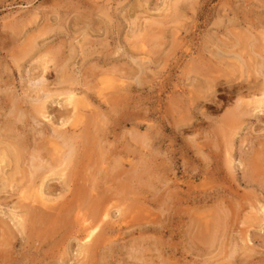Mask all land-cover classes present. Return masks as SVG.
Masks as SVG:
<instances>
[{
    "label": "rangeland",
    "instance_id": "obj_1",
    "mask_svg": "<svg viewBox=\"0 0 264 264\" xmlns=\"http://www.w3.org/2000/svg\"><path fill=\"white\" fill-rule=\"evenodd\" d=\"M220 49L239 53L246 66ZM263 65L264 0H0V264H264V113L259 120L237 110L238 102L254 109L260 92L249 86L264 84ZM62 75L74 83L62 88ZM43 87L52 96L46 117L31 98ZM71 88L78 111L61 93ZM22 112L26 125L16 120ZM69 115L81 118L67 124L68 136L79 134L74 145L89 126L105 127L79 172H111L110 215L88 245L94 229L84 227V214L94 204L86 191L76 198L52 179L59 187L45 196L59 199L52 205L67 200L69 213L36 231L22 206H37L42 182L31 186L23 163L15 174L4 152L27 136L50 158L61 156L69 148L53 129H65ZM14 213L26 215V226Z\"/></svg>",
    "mask_w": 264,
    "mask_h": 264
},
{
    "label": "bare ground",
    "instance_id": "obj_2",
    "mask_svg": "<svg viewBox=\"0 0 264 264\" xmlns=\"http://www.w3.org/2000/svg\"><path fill=\"white\" fill-rule=\"evenodd\" d=\"M32 50V49H31ZM233 51V50H232ZM85 52V51H84ZM74 53V52H73ZM218 55H220L221 57H226L225 55H228V56H231V57H234V58H236L237 60H240L241 61V66L243 67H245L246 65H242V63L243 64H246L245 62H244V59L242 58V56L239 54V53H236V52H229V53H226L225 51H223L222 49H220L219 50V52H218ZM59 58V57H58ZM44 60H45V58H44ZM55 60V59H54ZM62 60V59H61ZM64 60V59H63ZM62 60V61H63ZM74 60V59H73ZM133 60H134V58H133ZM140 60V59H139ZM236 61V60H235ZM45 62V61H44ZM46 62H50L49 61V59H48V61H46ZM135 62L136 63H138L139 64V66L141 67V66H143L144 65V63H143V61H138L137 60V58L135 59ZM146 62V61H145ZM220 62H221V60H220ZM73 63V62H72ZM237 63H239V62H237ZM47 64V63H46ZM225 64V63H224ZM234 64V63H233ZM261 64H263V63H261ZM51 65H52V63H51ZM54 65V64H53ZM258 65V64H257ZM234 66V65H233ZM240 66V65H239ZM264 66V65H263ZM261 67V66H260ZM47 68H49L48 66H47ZM142 68V67H141ZM247 68V67H246ZM243 69V68H242ZM47 70V69H46ZM52 70V69H51ZM96 70V69H95ZM247 70V69H246ZM259 70H263V72H264V69H263V67L261 68V69H258V71ZM64 72V71H63ZM261 73V72H260ZM138 74V73H137ZM263 75V74H262ZM78 76V75H77ZM62 77H63V75H62ZM73 77V76H72ZM71 77V78H72ZM208 77H209V75H208ZM57 78V77H56ZM71 78H69V77H63V79H61V81H60V83L62 84V88H63V84L64 83H70V84H73L74 83V80L73 79H71ZM42 80H45V75H43L42 76V78H41ZM60 79V78H59ZM209 79H210V77H209ZM257 79V78H256ZM35 80V79H34ZM41 80V81H42ZM76 81V80H75ZM139 81V80H138ZM209 81V80H208ZM211 81V80H210ZM42 82H44V81H42ZM213 82V81H212ZM141 83V82H140ZM75 84H76V82H75ZM83 84V83H82ZM43 85V84H42ZM66 85V84H65ZM67 86V88H68V85H66ZM43 89V93L41 94L40 93V89L38 88V90L39 91H37V93L36 94H33L32 96H31V98L33 99V102L35 103H39L38 104V106H36V111L37 112H39L40 114H42L44 117H46V109H48V106L46 105V103H47V101L48 100H46L49 96H51V94L49 93L50 91H49V89L47 90V89H45L44 87L42 88ZM238 89V88H237ZM237 89H232V91H229L231 94H233V93H238L239 94V92L240 91H238L237 92ZM257 90V91H259L260 92V95L259 96H254L255 98H254V100L252 101L253 102V104H254V109L251 111V109L249 110L247 107H245L242 103H240V102H238L237 103V110L239 111V113H241V115L242 116H247V115H250L251 116V114H253V112H256L257 113V115L256 116H258L257 118L259 119V120H261V119H263V117L261 116V114L262 113H264V84L261 86V85H259L258 83H256V82H253V83H251L250 84V86H249V90L251 91V90ZM63 90V89H62ZM61 90V93L63 92V93H65L66 94V97H65V102H66V106H70V107H72L74 110H77L78 108H79V101H78V99H77V97H76V92L71 88V89H66V90H63L62 91ZM254 90V91H255ZM34 92V91H33ZM54 91H52V93H53ZM60 92V91H59ZM90 92V91H89ZM253 92V91H252ZM256 92V91H255ZM59 94V93H58ZM57 94V95H58ZM83 94V93H82ZM86 95V94H85ZM56 96V95H55ZM240 96V95H239ZM52 97V96H51ZM89 97V96H88ZM87 97V98H88ZM1 98V97H0ZM125 98V97H124ZM64 100V99H63ZM81 100V99H80ZM82 101V100H81ZM80 101V102H81ZM239 101H240V99H239ZM86 102V101H85ZM242 102V101H241ZM81 103H83V102H81ZM80 103V104H81ZM122 103V102H121ZM251 103V102H250ZM14 104H15V102H14ZM83 105V104H82ZM33 106V105H32ZM65 106V107H66ZM95 106V105H94ZM116 106V105H115ZM248 106V105H247ZM16 107V106H15ZM16 110H17V108H15ZM66 109V108H65ZM73 109L71 110V111H69V108H67L66 110H65V112H64V114H66V115H68V113H72V111H73ZM96 109V108H95ZM18 110H20L21 111V108L20 109H18ZM17 110V111H18ZM35 110V109H34ZM59 110V109H58ZM12 111V110H11ZM26 111V110H25ZM49 111V110H48ZM47 111V112H48ZM78 111V110H77ZM60 112V110L58 111V113ZM15 113V112H14ZM35 113V112H34ZM58 113H56L57 114V116H58ZM74 113V112H73ZM76 113V112H75ZM96 113V112H95ZM99 113V112H98ZM102 113V112H101ZM232 113H235V115H238L237 114V112L234 110V112H232ZM231 113V114H232ZM261 113V114H260ZM26 113L25 112H22L21 113V115L19 116V119H16V120H18L19 122H22L24 125H26L25 123H26V121L24 120L25 119V117H27V119H28V114L27 115H25ZM60 114H62V112H60ZM59 114V115H60ZM81 114H83V113H81ZM15 115V114H14ZM37 115H38V113H37ZM63 115V114H62ZM98 115H100V114H98ZM103 115V114H102ZM234 115V116H235ZM240 115V116H241ZM17 116V115H16ZM91 116V115H90ZM89 116V117H90ZM239 116V115H238ZM74 118V116L72 115H69L68 116V118H66V120H64L61 124H62V126H65V129L63 128V130H61V129H59V128H55V129H53V136H55V138H58V140L59 139H61L62 140V142H63V146H65L66 147V149H67V147L69 148L68 149V151H64L63 153H62V155L61 156H58L57 154V157L56 158H50L47 154H44L43 152H42V150H41V145L40 144H37V142L39 141L36 137H33V138H29V137H25V138H18L17 136H16V138H17V141H13L12 143H10L8 146H7V148L5 149V151L4 152H7L8 154H10V156H11V159H13L14 160V162H15V165H16V167H15V174H17V173H20L21 172V168H20V165L23 163L24 165H25V170H26V176H27V178H28V180L30 181V184H31V186H34V187H36V185H37V180H39L40 182H42V183H40V185H39V187H38V191L35 189V191H37V192H35L36 194L33 196V199H32V201H34V202H37V206L36 205H34V206H32V205H26V206H22V208H28V210L26 211V213L28 212V215L31 217V218H34V221L36 220L38 223L37 224H39V226L37 227V226H32V228H35V230L36 231H38L36 228H38V229H40V228H43L44 229V227H42V225H44V226H52V224L53 225H57L56 223L57 222H59L62 218V215H67V213H69V206H68V204H67V200L65 201L64 199V201L62 200V201H60L59 203H54V205H52L51 203L52 202H58V200L59 199H57L56 201H53V199L52 198H50V197H46L45 196V194H46V188L48 187V189H52L53 191H55V190H57V188L59 187V185L57 184V183H55L54 184V186H52L51 185V180L52 179H54L55 181H60L61 182V187H62V191L63 192H67V194H68V192H72V193H74V195L73 196H76V198H77V195L79 194L80 196H81V192H85V193H87L88 194V196H89V198L91 199V202L94 204L92 207H91V209H90V214H84V215H88L85 219H84V227L85 228H92V229H94V230H92L89 234H86L87 236H85L83 233V235L85 236V239H86V241H85V243L87 244L88 242H89V240H90V238L92 237V235H93V231H95V230H97V226H101V224H105L106 223V218L108 217V214L110 213L109 211H111L110 210V208H109V203H111V199H109V198H107V194H106V192H107V189H106V184L107 183H109L110 181H109V176H110V170H109V168L110 167H108V168H103V170H101V169H99V167H98V169H97V167H93V165H91V167H93V168H90V166L88 167V169H89V174H88V170L86 169V167H85V171H84V175H86V176H89L88 178H86V179H79V172L80 171H83V169L84 168H81L82 166H83V162L87 159V157H88V153L87 152H89L88 151V149H89V145L92 143V141H94V140H97V135L99 134V135H101V131H102V129L104 130L105 129V127L103 128V126H102V128L100 127L101 125H100V123H98V122H96L95 123V125L93 126V128L91 129V126H89L87 129H84V133H83V135L81 136V138H82V144H81V142H80V145L79 146H77V144L76 143H78V142H76L75 143V145H74V142H75V139L74 138H76V136H78L77 134H72V135H76V136H68V133H69V130H67L68 129V127H67V124H68V122H73V123H71V124H69V126L70 125H73V126H75L77 123H80V117H78V118H80L79 120H76L75 119V121H71V118ZM59 118V117H58ZM86 118V117H85ZM97 117H95L94 119H96ZM101 118H102V116H101ZM61 119H63V118H61ZM29 120V119H28ZM27 120V121H28ZM53 120V119H52ZM89 120V119H88ZM96 120H98V119H96ZM38 121V120H37ZM82 121V120H81ZM87 121V120H86ZM99 121V120H98ZM100 121H101V119H100ZM99 121V122H100ZM92 122V121H91ZM90 122V123H91ZM12 123V122H11ZM86 123V122H85ZM98 123V124H97ZM103 123H104V121H103ZM14 124V123H13ZM81 124V123H80ZM91 124V125H92ZM101 124H102V122H101ZM15 125V128H13L15 131H18L19 132V134H21V133H24L25 132V130H23V128L24 127H22V126H20V125H18V123H15L14 124ZM78 125V124H77ZM84 125V124H83ZM87 125V124H86ZM142 125V124H141ZM14 127V126H13ZM32 127V126H31ZM45 127V126H44ZM60 127V126H59ZM62 128V127H61ZM71 129H72V127H70ZM77 129H78V127H77ZM104 132H106V131H104ZM32 133V132H31ZM18 134V135H19ZM104 135V134H103ZM36 136V135H35ZM53 136H51V137H53ZM149 136V135H148ZM13 138V137H12ZM14 139V138H13ZM74 139V140H73ZM103 138L101 137V140H102ZM60 140V141H61ZM54 141V140H53ZM59 141V142H60ZM50 142V141H49ZM99 142V141H98ZM54 143V142H53ZM57 143V142H56ZM94 143H95V141H94ZM60 144H62L61 142H60ZM97 145V144H96ZM100 145V144H99ZM107 145H108V143H107ZM63 146H61L62 147V149H63ZM85 148V150L84 151H80L79 152V150L78 149H83V148ZM44 148V147H43ZM55 150H56V148H55ZM92 150H93V148H92ZM60 151H61V149H60ZM95 151V150H94ZM102 151H104V150H102ZM98 152V151H97ZM106 152V151H105ZM96 153V152H95ZM90 154H91V152H90ZM103 154V153H102ZM110 154V153H109ZM92 155V154H91ZM96 155V154H95ZM101 157H103V156H101ZM100 157V158H101ZM105 159V158H104ZM120 159V158H119ZM90 162L89 163H91V161H93L92 160V156H90L89 157V159H88ZM107 160V159H106ZM105 161V160H104ZM96 162H97V159H96ZM101 162V161H100ZM115 162H116V159H115ZM99 163V162H98ZM104 163V162H103ZM256 163V162H255ZM86 164H87V162H86ZM73 165V166H72ZM101 165H103V164H101ZM110 165V164H109ZM117 165V164H116ZM257 165V167H259V163L258 164H256ZM111 166V165H110ZM113 166V165H112ZM80 167V168H79ZM107 167V166H106ZM256 167V166H255ZM78 168V169H77ZM114 168V167H113ZM80 169V170H79ZM82 169V170H81ZM118 169H119V166H118ZM98 170V171H97ZM112 170V169H111ZM114 170V169H113ZM24 171V170H23ZM115 171V170H114ZM114 171H112V173L114 172ZM135 171V170H134ZM97 172L99 173L98 174V176H100L101 174L102 175H104L105 174V179L103 180V178H102V176L101 177H98L97 176ZM82 173V172H81ZM121 173V172H120ZM12 174V173H11ZM10 174V175H11ZM115 174H116V172H115ZM116 175H118V174H116ZM128 176H129V174H128ZM52 177H55V178H52ZM130 177L131 176H129V179H130ZM84 178V177H83ZM15 179V178H14ZM13 180V179H12ZM83 181L82 183H79L78 181ZM51 181V182H50ZM131 181V180H130ZM130 181H128V182H130ZM50 182V183H49ZM77 182L79 183V184H81V185H77ZM34 184V185H33ZM117 184V183H116ZM8 185H9V183L8 182H5L4 183V189H7L8 188ZM63 185V186H62ZM10 186V185H9ZM103 186H105L104 188H103ZM85 187V188H84ZM111 187V186H110ZM114 187H116V186H114ZM128 187H130L129 186V184H128ZM83 188V190H81ZM125 189V188H124ZM32 190V189H31ZM30 190V191H31ZM34 190V189H33ZM108 190H109V188H108ZM127 190H128V188H127ZM4 191V190H3ZM115 191V189L114 190H111V192L113 193ZM128 191H130V190H128ZM2 192V191H1ZM23 192V191H22ZM51 192V191H50ZM110 192V191H109ZM108 192V193H109ZM120 192V191H119ZM130 192H132V191H130ZM203 192V191H202ZM206 192V191H205ZM33 193V192H32ZM41 196H40V195ZM48 194V193H47ZM98 194V195H97ZM114 194V193H113ZM116 195H117V193H115ZM31 195V194H30ZM206 195H208V194H206ZM84 196V195H83ZM24 197V196H23ZM26 197V196H25ZM29 198V197H28ZM55 198V197H54ZM59 198V197H58ZM62 198H63V196H62ZM64 198H65V196H64ZM68 198H70V197H68ZM112 199H115V198H113L112 197ZM26 200H27V198H26ZM29 200V199H28ZM70 200H71V198H70ZM82 201V200H81ZM85 201V200H84ZM83 202V201H82ZM69 203V202H68ZM113 203V202H112ZM111 203V204H112ZM31 204H32V202H31ZM87 205L89 204V203H86ZM91 204V203H90ZM79 205V204H78ZM38 206H42V208H39ZM72 207H73V205H71ZM85 206V205H84ZM89 207H90V205H88ZM114 206V205H113ZM21 207V206H20ZM262 207V206H261ZM78 208H79V206H78ZM38 209H39V211H38ZM25 210V209H24ZM49 210H52V212H49ZM73 210H75V209H73ZM72 210V211H73ZM81 211V210H80ZM160 211V210H159ZM24 212V211H23ZM71 212V211H70ZM83 212V211H82ZM263 212V211H262ZM25 214H16V213H14V216H15V218L18 220L19 219V221L18 222H20V225H22V226H26L25 224H26V221L25 220H27V219H25V216H24ZM83 215V216H84ZM110 215V214H109ZM20 216H22V220H21V218H20ZM78 216H80V215H78ZM82 216V215H81ZM224 216H226V215H224ZM44 217H52V218H54V222H50V221H46L45 220V218ZM110 217V216H109ZM29 218V217H28ZM84 218V217H83ZM225 218V217H224ZM227 218V217H226ZM229 218V217H228ZM16 219H14V220H16ZM30 219V218H29ZM29 219H28V221H29ZM38 219V220H37ZM67 219V218H66ZM262 219V218H261ZM261 219H260V221H261ZM43 220H45L46 222L44 223L43 222ZM53 220V219H52ZM51 220V221H52ZM71 220V219H70ZM82 220V219H81ZM80 220V221H81ZM69 221V220H68ZM163 221V220H162ZM191 221V220H190ZM216 221V220H215ZM62 222V221H61ZM83 222V221H82ZM154 222V221H153ZM36 224V225H37ZM67 224V223H66ZM112 224V223H111ZM146 224V223H145ZM108 225H109V223H108ZM204 225V224H203ZM203 225H201V226H203ZM258 225V224H257ZM205 227V226H204ZM46 228V230H44V231H42L43 233H47V234H49L50 232H51V230L49 229V227H45ZM96 228V229H95ZM106 228H107V226H106ZM23 229V228H22ZM106 230H109L110 231V229H106ZM56 231V230H55ZM83 231V230H82ZM87 231V230H86ZM85 231V232H86ZM88 231H90V230H88ZM84 232V231H83ZM25 233V232H24ZM42 233V234H43ZM87 233V232H86ZM207 233V232H206ZM56 234V233H55ZM108 234V233H107ZM113 234V233H112ZM105 235H106V233H105ZM201 235H202V233H201ZM249 235V234H248ZM53 236V235H52ZM84 236H82V237H84ZM96 236V235H95ZM98 236V235H97ZM101 236H103V235H101ZM81 237V238H82ZM105 237V236H104ZM225 237V236H224ZM94 238V237H93ZM99 239H100V235H99ZM102 239V238H101ZM100 239V240H101ZM205 239H206V237H205ZM247 239H248V237H247ZM245 240V239H244ZM36 241V240H35ZM96 241H98V239L96 240ZM105 241V240H104ZM247 241V240H246ZM32 242V241H31ZM58 242V241H57ZM115 242V241H114ZM193 242V241H192ZM52 243V242H51ZM96 243V242H95ZM197 244V243H196ZM249 244V243H248ZM88 245V244H87ZM97 245L98 244H96V245H94V243H93V246H96L97 247ZM108 245H110V244H108ZM190 245V244H189ZM238 245V244H237ZM1 246V245H0ZM30 246V245H29ZM104 246V245H103ZM191 246V245H190ZM249 245H247V247H248ZM85 247V246H84ZM83 247V248H84ZM99 247H100V245H99ZM237 247H239V246H237ZM86 248V247H85ZM87 248H89L88 246H87ZM127 248V247H126ZM248 248H250L251 249V247H248ZM3 249V248H2ZM91 249V248H90ZM103 249H105V248H103ZM86 250V249H85ZM84 250V251H85ZM95 250H97V249H95ZM254 250H256V249H254ZM253 250V251H254ZM87 251V250H86ZM91 251V250H90ZM102 251V250H101ZM6 252V251H5ZM88 252V251H87ZM252 252V251H251ZM256 252V251H255ZM255 252H253L254 254H255ZM15 253V252H14ZM100 253V252H99ZM249 253V252H248ZM252 253V254H253ZM10 254V253H9ZM13 254V253H12ZM45 254V253H44ZM7 255V254H6ZM15 255H16V253H15ZM64 255V254H63ZM90 255V254H89ZM95 255V254H94ZM116 255V254H115ZM264 255V254H263ZM13 255H11V256H9V257H12ZM38 256V255H37ZM100 256V255H99ZM103 256H104V254H103ZM158 256V255H157ZM8 257V258H9ZM16 257V256H15ZM104 257H106V256H104ZM227 257V256H226ZM249 258V257H248ZM1 259V258H0ZM228 259V258H227ZM226 259V260H227ZM231 259H232V257H231ZM250 259V258H249ZM32 260V259H31ZM4 261V260H3ZM30 261V260H29ZM247 261H249V260H247ZM260 261H262V259L260 260ZM6 262V261H5ZM206 262V261H205ZM231 262V261H230ZM233 262V261H232ZM263 262V261H262ZM9 263V262H8ZM31 263V262H30ZM243 263V262H242ZM260 263V262H259ZM100 264H102L101 262H100ZM147 264V263H146ZM258 264V263H257ZM261 264H263V263H261Z\"/></svg>",
    "mask_w": 264,
    "mask_h": 264
}]
</instances>
